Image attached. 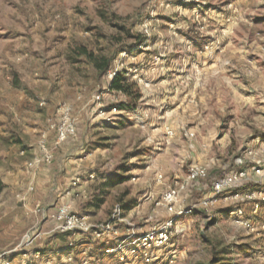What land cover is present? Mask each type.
Instances as JSON below:
<instances>
[{
    "label": "rangeland",
    "instance_id": "374dc122",
    "mask_svg": "<svg viewBox=\"0 0 264 264\" xmlns=\"http://www.w3.org/2000/svg\"><path fill=\"white\" fill-rule=\"evenodd\" d=\"M83 50L118 53L99 76ZM118 72L141 94L132 108L109 87ZM65 107L76 136L58 144ZM46 152L52 160L40 161ZM9 156L30 172H60L61 194L48 195L47 209L79 177L72 212L99 223L127 204L119 227L141 231L174 217L163 194L202 164L208 176L180 193L178 211L191 212L155 255L264 264V179L254 174L264 167V0H0V166ZM241 170L246 179L215 190ZM32 228L41 231L18 218L0 245L11 250ZM91 243L90 264H120L113 242ZM76 253L59 264H80Z\"/></svg>",
    "mask_w": 264,
    "mask_h": 264
},
{
    "label": "built area",
    "instance_id": "2783aa9c",
    "mask_svg": "<svg viewBox=\"0 0 264 264\" xmlns=\"http://www.w3.org/2000/svg\"><path fill=\"white\" fill-rule=\"evenodd\" d=\"M117 73H114V76ZM76 124L71 115V109L65 107L61 114V120L56 128L57 143H62L68 138L76 136ZM168 135L172 136L173 132L168 131ZM45 139L43 140V143ZM53 154L46 152L40 161L50 162ZM254 174L264 179V167L258 166L254 169ZM248 172L245 170L236 173L227 174L223 178L214 183L215 190L220 191L230 187L231 185L247 178ZM93 177V174L90 175ZM208 176V168L202 164L193 165L187 174L184 181H178L173 187L168 188L163 194L162 203L167 211L174 214L171 219L154 225L149 230L141 231L135 227H128L126 229L119 227L121 223L127 220L122 216L123 208L117 205L111 218L105 222L92 223L87 216L79 215L72 212L70 206L64 204L55 212L48 215L53 220L54 226L49 231V236L56 233L68 234V241L66 249L73 251L77 248V242L84 239L83 248L80 251V264H90V257L88 254L91 249V242H99L101 244H109L113 242V246L109 248L112 256H114L120 264H170L173 261H166L158 255L155 251L160 252L171 240L172 226L183 213L191 212V208L181 209L178 211V203L180 201V193L184 191L190 183L198 182ZM162 178V176H159ZM80 183V178L77 177L72 180V186L77 187ZM34 186H29V191H33ZM264 200V198H263ZM258 207V205H257ZM41 211V208H37ZM242 213V210H239ZM47 217V218H48ZM75 235L78 238H75ZM42 232L38 229L32 228L22 238L21 242L11 250H4L0 252V264H13V255L20 254L26 260L28 250L32 249L41 239ZM87 240V241H85ZM158 256V257H157ZM161 258V259H160ZM160 259V260H159ZM47 264H59L49 260Z\"/></svg>",
    "mask_w": 264,
    "mask_h": 264
},
{
    "label": "crops",
    "instance_id": "0c3cea01",
    "mask_svg": "<svg viewBox=\"0 0 264 264\" xmlns=\"http://www.w3.org/2000/svg\"><path fill=\"white\" fill-rule=\"evenodd\" d=\"M10 159L12 160L11 156H9V161ZM26 163V161L22 163H12L10 161V163H7L6 168L12 165L14 169H6L2 167L3 165L0 166V176L5 185L0 192V234L11 232V226L15 220L18 221V218L21 219L25 216L30 221H34L35 224L39 223L42 241L28 250V256L25 261L22 260L23 257L20 254H17L13 259V264H32L34 258H37L41 264H47L49 260L56 263L70 262L74 256H72V251L66 249L68 238L63 240L62 235L56 234L49 236V231L53 228L54 222L48 215L57 211L64 204L69 205L70 209H72L70 203H68L70 200L68 196L74 194L76 187L72 186L71 180V191L68 190L67 195L61 197L58 203L53 204V208L47 209L49 206L46 200L48 195L51 193L61 194L63 183L60 172H43L45 168L40 166H43L44 163L39 165L41 168L39 172H30ZM31 184L34 186L33 191H29ZM38 207L41 208V211H38ZM21 231L16 233V237H10V239L18 240ZM9 245H0V252L7 249ZM50 245L51 247L53 246L52 248L50 247L51 249L48 248ZM80 246L82 247L81 243L73 251H77L76 255L81 260V253L77 250ZM92 248L94 247L92 246ZM16 261L19 262L17 263Z\"/></svg>",
    "mask_w": 264,
    "mask_h": 264
},
{
    "label": "trees",
    "instance_id": "16d2710c",
    "mask_svg": "<svg viewBox=\"0 0 264 264\" xmlns=\"http://www.w3.org/2000/svg\"><path fill=\"white\" fill-rule=\"evenodd\" d=\"M142 38L143 37H139L140 40H142ZM82 53L85 54L87 57H89L94 67L96 68L98 75L102 76L106 74L112 68L115 55L118 52L112 53L111 55L102 56L100 58L95 57L91 52H87V50H83ZM125 81L126 79H125L124 74L122 72H118L109 81V87L111 90H115V91L123 93V95L130 100L129 102H122L120 104L121 108L128 109L136 105V102L140 99L141 94L135 93L132 90V86L130 84H127ZM4 187L5 185L0 176V192L4 189ZM121 206L124 210H130L132 208V206H129L127 204H124V205L121 204ZM56 235H62L61 237H63V240H66V238L68 237V234H65V233H56Z\"/></svg>",
    "mask_w": 264,
    "mask_h": 264
}]
</instances>
